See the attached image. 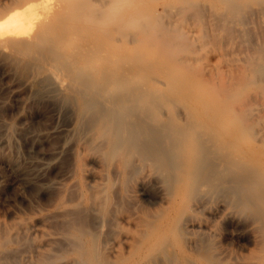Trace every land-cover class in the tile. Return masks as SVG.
Returning a JSON list of instances; mask_svg holds the SVG:
<instances>
[{
	"label": "bare ground",
	"instance_id": "obj_1",
	"mask_svg": "<svg viewBox=\"0 0 264 264\" xmlns=\"http://www.w3.org/2000/svg\"><path fill=\"white\" fill-rule=\"evenodd\" d=\"M0 65L69 155L0 264H264V0H0Z\"/></svg>",
	"mask_w": 264,
	"mask_h": 264
},
{
	"label": "rangeland",
	"instance_id": "obj_2",
	"mask_svg": "<svg viewBox=\"0 0 264 264\" xmlns=\"http://www.w3.org/2000/svg\"><path fill=\"white\" fill-rule=\"evenodd\" d=\"M25 90L19 80L8 74L7 67L0 65V229L4 232L13 231L18 224L24 225V229L30 226L25 231L19 229L25 238L23 243L27 242L20 243L21 246L12 244L21 259L28 258L34 246L47 245L42 243L49 239L44 232L49 235L57 232L53 220H39L46 212L41 199L53 192V182L60 178L59 174L69 163L68 152H61L59 147L65 126L57 121L46 102L32 99L30 92ZM245 242L236 236L226 243L242 254L251 246Z\"/></svg>",
	"mask_w": 264,
	"mask_h": 264
}]
</instances>
